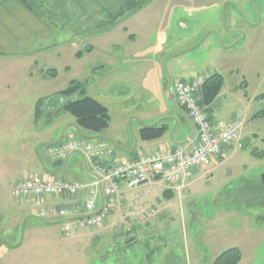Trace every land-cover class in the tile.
<instances>
[{
  "label": "rangeland",
  "instance_id": "374dc122",
  "mask_svg": "<svg viewBox=\"0 0 264 264\" xmlns=\"http://www.w3.org/2000/svg\"><path fill=\"white\" fill-rule=\"evenodd\" d=\"M81 1L83 6L76 0H28L29 9L21 0H0V264H212L231 247L241 253L237 264H264V115L256 116L264 109V0H152L102 33L94 30L105 18L99 3ZM253 4L255 24L238 22L243 30L226 38L229 10L243 13ZM86 46L92 50L76 57ZM171 54L181 64L210 63L223 74L226 89L239 77L246 80L248 97L255 94V117L245 119V146L210 175H192L180 195L166 196L161 182L143 184L126 192L124 204H113L103 226L64 232L61 223L28 218L20 238L32 202L13 196L10 186L32 174L37 137L56 122V138L65 128L63 141L85 139L70 127L73 116L66 111L44 113L34 124L36 101L78 80L85 95L108 109L106 134L126 125L132 135L143 111L162 99L155 69L164 84L168 76L173 80L165 60ZM52 69L55 74H47ZM243 91L219 94L204 106L206 115L225 122L240 108L236 97ZM40 148L49 163L45 145ZM39 167L33 174L41 178L89 180L77 154L58 173Z\"/></svg>",
  "mask_w": 264,
  "mask_h": 264
},
{
  "label": "built area",
  "instance_id": "2783aa9c",
  "mask_svg": "<svg viewBox=\"0 0 264 264\" xmlns=\"http://www.w3.org/2000/svg\"><path fill=\"white\" fill-rule=\"evenodd\" d=\"M201 84V78L174 83L176 101L186 110L196 129L198 142L191 151L178 147L174 150L156 151L112 166L97 164L94 171L99 178H93L87 183L57 178H26L10 186L11 194L17 198H34L39 201L44 195L75 196L80 190H85L80 210L65 205L43 206L37 210L39 216L47 219L72 218L73 220L64 222L61 227L62 231L69 232L72 228L97 227L105 220L108 214L106 203L97 214L85 217L97 208L100 184L104 199L116 196L121 184L133 189L149 182H162L177 186V190L183 192L193 170L197 167H209L212 157L220 151L222 145L233 143L239 138L241 127L240 121H233L220 131L212 128L199 104L198 91ZM74 150H81L88 159L101 158L112 152L110 145L104 141L69 139L47 147L46 154L50 162H58L63 161ZM80 216L84 218H78Z\"/></svg>",
  "mask_w": 264,
  "mask_h": 264
},
{
  "label": "crops",
  "instance_id": "0c3cea01",
  "mask_svg": "<svg viewBox=\"0 0 264 264\" xmlns=\"http://www.w3.org/2000/svg\"><path fill=\"white\" fill-rule=\"evenodd\" d=\"M229 11H230V13L226 17V20H227L228 28L230 29L229 30L230 33L225 31L226 33H224V35L226 36V38H233V36L235 37L238 35L237 33H235L236 29L239 28V29L243 30V28H240L239 25L237 24L238 21H236L234 19L233 10L230 9ZM242 24H244V23H242ZM210 26H213V25H210ZM231 34H235V35H231ZM128 37L132 38L133 34H128ZM245 37H246V35H245ZM250 40H251V38H248V42ZM176 56H177V54H171L168 57H166V64H167V67L170 71L169 74L171 73L170 74V75H172L171 78H173V80H171L172 84L174 82H177V81L189 82V81H192V80L197 79V78L204 79L205 77H207L213 73H219L223 77V85H222L221 90L219 91L218 95L223 94L224 91L230 92V94L234 95L240 91H243V88H245V90L243 91V94L237 95V97H236L237 102L240 105V108H239L240 110L239 109L236 110L234 112V114L231 113L225 122L220 123V122H218L217 119H212L211 117L209 118L207 116L210 125L212 126V128L215 131H220V130L224 129L229 123H231L233 121H240L241 127L239 129V138L233 143L222 145L220 148V151L215 156L212 157L211 164L209 167H207V168L197 167L193 170L192 175L196 174L199 177H203V176L210 175L213 171H215L218 167H220L224 162H226V160H228L229 158H232L236 154H238L239 150L245 146V143L243 142L244 136L246 135L245 131H244L245 121L246 120L249 121L250 119L255 117V112L252 111V108H251L252 105L254 104L253 101H255V94H253L252 97H248V92H247L248 83H246L245 79L240 80L241 78L239 77L238 79H236V82H233L226 89L225 78H224L223 74L221 72H219L217 70V68L213 67L210 63L209 64L208 63L199 64V62H195L193 59H189V61L182 62V64H181V60H178L176 58ZM173 60H177L178 63H175ZM178 65H180V66H178ZM196 68H198V69H196ZM155 74L158 76V79L161 83V90L163 91V94L161 95L162 99L153 101L152 102L153 103V107H152L153 109L151 107L146 108L143 111L144 116L138 118L139 122L136 124L135 128L132 130L133 131L132 134L136 138V145L133 146L132 135L128 132L126 125H123V127L119 130L120 132L115 131L114 134L111 136L106 134V130L109 127V125H108V127L101 133V135H104V136L108 137L109 139L113 140L115 143H117L121 148H123L125 150L122 151V150H117L116 148H113V151L111 152V154L104 155L101 158H92L95 161L93 163L92 161L90 162V160H89V165H90L91 171L94 170V166L97 164L112 166L115 163L132 161V160H135L136 158H138L139 156L149 155V154L154 153L156 151L174 150L178 147H182L185 151H191L192 148L197 145L198 141H197L195 134H194L195 139H193L194 138V136H193V138L191 140H189L185 145H176L172 142V139H173V141L185 140L189 136L191 131H190V128H189L187 122L185 121L184 117L182 116V114L180 112H178L173 107V105L170 102H168L166 99V88L168 85L167 79H166V84H164L165 76L163 75V73L161 71H158L155 69ZM218 95L216 96V98L218 97ZM262 96L263 95H260L259 98H262ZM198 97L200 100V94ZM216 98L210 104H212L216 100ZM210 104H208V105H210ZM203 109H204V106H203ZM204 112H205V110H204ZM164 117H166V118H164ZM169 117H173L177 121V125L174 128L173 133H172V139L169 136V130L171 129V127L173 125V121ZM157 120H159V122L154 126H165L167 129L166 132L161 137L156 138V139L141 140V138L139 137V130L142 127L141 124L143 123V124L151 125L153 122H155ZM33 123L36 124L34 122V120H33ZM71 123L72 124L70 125V127H72V125H75L74 118H73V121ZM46 127L47 128H45V131H44L45 136L40 137V138H39V136L37 137V139L39 141L40 140L43 141V142L40 141V143L53 142L56 139V135L58 134V130L61 126H57L56 122H50ZM83 133H85L87 135H92L91 133H88V132H83ZM249 133L252 137L255 138V129H252ZM41 135H44V134L42 133ZM97 139L98 138H92L90 140L96 141ZM46 147L47 146H45V148H44V152H46ZM40 149H39V151H40ZM117 152L123 154V157L118 155ZM35 160H36V163H35ZM30 164H31L30 170H31L32 174L27 175L24 178H20V180L25 179V178H29V177L47 180V178L45 179V178H41L39 176H35L36 173L38 174V172H36L37 168L38 169L40 168L39 167V161L37 160V155L36 156L34 155L33 159H31V161H30ZM83 168H84V166H83ZM42 171H43V169H42ZM33 173H35V174H33ZM88 179H89L88 181H90L92 179V176L89 175ZM16 181H19V179H17ZM88 181H83V183H86ZM145 184H159V183L154 182V183H145ZM162 184H164V183H162ZM164 187H165L164 188V194L166 196L173 195L175 192L179 195L181 193H183V192H180L177 190V186H171V185L165 184ZM129 190H132V189H128L123 184H121L119 192L116 196H113L109 199L108 198L104 199V204L106 203L107 205H109L108 214H109V212L112 211L113 204H116V203L124 204L127 201L126 192ZM84 196H85V190H80L75 196H69L67 194L57 196V197H55V198H57V199H55L56 202L45 203L43 201V198H41L39 201H37L34 198H28L32 202V205L30 206L31 208L28 210V212H29V215L34 214V213H36L38 208L43 207V206L49 207L51 205H65V206L80 210L82 208ZM97 200H98L97 202L99 204V196H98ZM106 217H105V220H106ZM104 222L105 221H103L101 223V225ZM98 227H100V225L97 226V228ZM132 241H133V239H130V241L129 240L126 241L125 242L126 246H129L130 242H132ZM133 242H132V244H133Z\"/></svg>",
  "mask_w": 264,
  "mask_h": 264
},
{
  "label": "trees",
  "instance_id": "16d2710c",
  "mask_svg": "<svg viewBox=\"0 0 264 264\" xmlns=\"http://www.w3.org/2000/svg\"><path fill=\"white\" fill-rule=\"evenodd\" d=\"M29 9L32 2L21 0ZM152 0H88L87 3L98 4L99 10L104 14V20L95 24L94 30L102 33L108 31L115 24L125 17L135 14ZM79 6H83L81 0H76ZM84 2L85 4H87ZM101 20V19H100ZM97 28V29H96ZM125 30V29H124ZM91 46H86L83 50L75 53L76 57L82 55V51L90 52ZM47 74L54 75V70L47 71ZM223 85V77L219 73H213L203 79L200 86V104L206 106L210 104L218 95ZM85 84L78 80H71L66 88L56 92L52 96L38 99L34 106L33 120L38 123L44 113L47 116L56 114L59 111L70 113L76 127L91 134H101L109 125L110 115L108 109L98 100L85 95ZM264 115V109L256 113V116ZM165 126H144L139 130L141 140H152L161 137L166 132ZM62 162L54 164L53 168L61 166ZM241 259V253L237 247L229 248L221 252L212 264H237Z\"/></svg>",
  "mask_w": 264,
  "mask_h": 264
},
{
  "label": "water",
  "instance_id": "95a60500",
  "mask_svg": "<svg viewBox=\"0 0 264 264\" xmlns=\"http://www.w3.org/2000/svg\"><path fill=\"white\" fill-rule=\"evenodd\" d=\"M263 20H264V19H263ZM165 60H166V59H165ZM165 60H163L164 63H165ZM166 99H167L168 102H170V103L173 105V107H174L178 112H180V113L182 114V116L184 117V119H185V121L187 122V124H188V126H189V128H190V131H191V133L189 134V136H188L185 140H183V141H173V139H172V133H173L174 128H175L176 125H177V121H176L173 117H169V118L173 121V125H172L171 129L169 130V136H170V138L172 139V142H173L174 144H176V145H185L189 140H191V139L193 138V136H194V134H195V128H194V125L192 124L191 120L189 119V117L186 115V113H184V112L180 109V107L177 105V103H176V99H175V94H174V91H173V89H172V81H171V79H169V76H168V85H167V88H166ZM164 118H166V117H164ZM159 120H160V119H159ZM159 120L153 122L151 125H147V124H143V123H142L141 126H142V127H144V126H154V125H156V124L159 122ZM72 127L75 128V130H76L81 136H83V137L86 138V139L98 138V139H100V140H104V141L108 142L112 147H114V148H116V149H118V150H122V151L125 150V149L121 148V147H120L117 143H115L113 140L109 139L108 137H106V136H104V135H101V134L87 135V134L83 133L82 131H80V130L76 127V125H72ZM64 131H65V128H63V129L60 131L58 137H57L53 142H49V143H41L40 145H37V147H36V149H35V152H36L37 158H38V160H39V162H40V165H41L42 169H43L45 172H47L48 174H55V173H58L59 171H61V170H63V169L66 168V166L68 165V163H69V161H70L71 156L74 155V154H77V155H79L80 158L82 159V162H83V166H84L85 171H86L89 175H91L92 177L98 179V178H99L98 175H97L96 173L92 172V171L88 168V164H87L86 156H85V154H84L82 151H80V150H74V151L70 152V153L67 155V157H66V159L64 160V162L62 163V165L59 166V167H57V168L52 169V168H49V167L47 166V164L45 163V160L43 159V157H42V155H41V153H40V151H39L40 146H41V145L51 146V145H55V144H57V143L61 140ZM132 139H133V146H135V145H136V139H135V136H134L133 134H132ZM260 180H261L262 184H264V173L261 174V176H260ZM103 204H104V199H103V194H102V189H101V184H100V185H99V205H98L97 209L95 210V212H93V213L90 214V215H85V217H89V216H92V215H94V214H97V213L101 210ZM28 218H34V219L38 220L39 222H41V223H43V224H56V223H62V222H64V221H66V220H71V219H61V220H56V221H48V220H45V219L39 217V216L36 215V214H30V215H28V216H27V217L21 222V225H20V238H21V234H22V231H23L24 223H25V221H26ZM79 218L81 219V218H84V217L80 216ZM18 242H19V241H18ZM18 242L15 243V244H8V243H7L6 245H8V246H15V245L18 244Z\"/></svg>",
  "mask_w": 264,
  "mask_h": 264
},
{
  "label": "flooded vegetation",
  "instance_id": "af4514ba",
  "mask_svg": "<svg viewBox=\"0 0 264 264\" xmlns=\"http://www.w3.org/2000/svg\"><path fill=\"white\" fill-rule=\"evenodd\" d=\"M253 5L254 6L250 7L249 10H246L243 13H240V11L238 9H236V10L232 9L233 12H234V19L236 21H238V22L240 21V22L245 23V24H251V23H254L255 24V19H254L255 18V12L258 11V8L255 6V4H253ZM235 32H238L240 34V29L239 28L236 29Z\"/></svg>",
  "mask_w": 264,
  "mask_h": 264
}]
</instances>
